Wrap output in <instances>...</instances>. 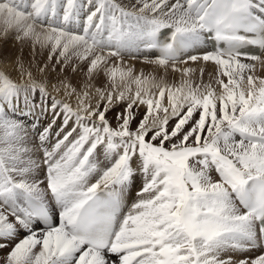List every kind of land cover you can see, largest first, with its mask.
<instances>
[{
  "label": "snow or ice",
  "instance_id": "snow-or-ice-1",
  "mask_svg": "<svg viewBox=\"0 0 264 264\" xmlns=\"http://www.w3.org/2000/svg\"><path fill=\"white\" fill-rule=\"evenodd\" d=\"M0 25V264H264V0H0Z\"/></svg>",
  "mask_w": 264,
  "mask_h": 264
},
{
  "label": "rangeland",
  "instance_id": "rangeland-1",
  "mask_svg": "<svg viewBox=\"0 0 264 264\" xmlns=\"http://www.w3.org/2000/svg\"><path fill=\"white\" fill-rule=\"evenodd\" d=\"M2 28H3V26L0 25V35H2ZM20 48H21V44L18 43V42H16V41H15L14 39H12V38H10V39L7 41V43H4L3 41H0V49L6 50V52L10 54V57H9V58H11V59H14V58H15V54L17 53V51H18ZM24 56H25V60L27 61V59H28V54H27L25 51H24ZM128 64H129V63H128ZM129 65H131V64H129ZM135 65H136V66H135ZM138 65H139V64H138ZM134 66L136 67L137 70H139V71H143L145 75H147V74H149V73L157 74V73L154 71L153 66H151V65L140 64L139 66H137V64L134 63ZM187 66L195 67V65H187ZM68 72L71 73L70 70H69ZM209 72H214V68H213L211 65H209V66L207 67V70L205 71V74H204V77H203L205 83H207L208 80H209V75H208ZM36 74H37V72H36ZM36 74H34V75L36 76V78L39 79V76L36 75ZM158 75H159V76H163V75H164L163 71L161 70V71L158 73ZM68 78L72 79L73 83H76L78 80L81 79V77H79V76L73 77V76H72V73L69 75ZM179 79H180L179 74H176L174 77H173V76H168V77L166 78V82L169 83V84H172V83H178V82H179ZM197 82H199V78H198V77H197ZM35 102H36V103H47V101H46V100H42L41 97H40L39 95H37V96L35 97ZM118 110H119V109H118ZM143 113H144V108L142 107V108L140 109V115H143ZM50 118H51L50 115H49L48 117H46V121H45L44 123L46 124V123H47V120L50 119ZM138 182H139V183H137V188H139V184H140L139 179H138ZM7 251H8V249L0 250V256L6 255Z\"/></svg>",
  "mask_w": 264,
  "mask_h": 264
},
{
  "label": "bare ground",
  "instance_id": "bare-ground-1",
  "mask_svg": "<svg viewBox=\"0 0 264 264\" xmlns=\"http://www.w3.org/2000/svg\"><path fill=\"white\" fill-rule=\"evenodd\" d=\"M22 47V45H21ZM24 51L28 54V57H29V49L27 47L24 48ZM41 62H46V61H43V58L41 56H37L36 60L33 61V68H32V71H33V74H37L39 76V79L37 78V80H44L45 82H49L50 85L51 84H58L59 81L61 79H64V80H67V79H70L68 78L69 75L71 73L69 72H65V73H61L59 68H57V70L55 72H49L46 76H41L39 74V71H38V66ZM244 62H250V61H244ZM126 63H129L131 65H134V63L137 64V66H139L140 64H145L141 59H136V60H127ZM139 64V65H138ZM136 66V65H135ZM257 75H260V76H264V68L262 69H258ZM80 77V76H79ZM48 91L51 93L52 96L56 97L57 99H60L62 98L61 94L60 93H57L55 92L51 86L49 87ZM73 106H75V103L73 101ZM138 189V188H137ZM136 191L134 190L131 194V197L135 198V193ZM131 200H134V199H131ZM131 202V201H130Z\"/></svg>",
  "mask_w": 264,
  "mask_h": 264
}]
</instances>
